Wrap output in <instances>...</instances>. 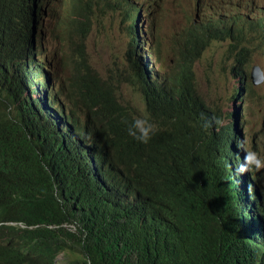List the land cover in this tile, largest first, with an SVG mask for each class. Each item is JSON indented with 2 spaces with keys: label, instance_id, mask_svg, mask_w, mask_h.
Returning <instances> with one entry per match:
<instances>
[{
  "label": "clouds",
  "instance_id": "obj_1",
  "mask_svg": "<svg viewBox=\"0 0 264 264\" xmlns=\"http://www.w3.org/2000/svg\"><path fill=\"white\" fill-rule=\"evenodd\" d=\"M169 1L176 6L184 20L183 25L169 36L171 41L181 36L180 42L172 43L175 51L172 56L157 49L158 36L162 44L168 37L169 13L166 6ZM60 4L61 0H0V120L6 112L20 117H27L33 112L47 115L51 123V135L56 138V157L60 166V171L52 174L51 186L64 201L74 193L93 192L97 195L98 192L91 189L90 185H95L100 192L104 188L110 189L114 180L121 175L122 164L115 155V148L122 141L109 139L108 126L98 124V106L90 99H79L71 112L45 110L50 99L55 105L72 107L63 90L66 88L77 91L80 76L99 77L85 63L86 42L92 28L91 11L86 4L78 17L69 19L65 25L70 34L69 41L81 61V71L75 84L67 85L64 82V59L58 47L60 32H49V23L57 19ZM104 7L110 9L114 27L125 25L128 34L129 47L122 65L124 80L131 88L137 87L144 95L142 101L146 118L143 121L136 120L137 129L123 141L135 143L143 140L140 132L144 133L149 119L146 104L154 110L156 96L168 91L170 94L163 104L169 109L159 131L166 134L170 142L175 141L178 132L176 120L180 111L188 116L192 126L198 131L200 140L227 129H230L234 140L233 124L238 117L245 118V152H241L235 143L234 156L227 158V167L237 185L239 198L243 196L237 179L239 174L243 176L252 171L262 178L256 182L264 187V157L257 159L261 153L256 150L257 142L249 137L250 121L246 114V104L243 103L241 112L234 109L228 114L231 118L229 125H221L220 113L206 102L199 91L196 74V66L204 53L214 44H225L229 58L227 57L228 62L223 63V67L234 77L242 79L233 88L228 101L232 103L236 100L239 106L247 95H256L254 83L250 81L254 75L260 82L264 77L257 67H254L252 73L246 71L248 61L242 57V52L245 51L244 43L249 39L256 40V48L264 52V0H105ZM48 10H52V13L43 18L41 14ZM146 12L153 29L152 34L147 31L146 23L142 20ZM40 18L46 24L45 28L31 29V24L32 28L37 27L35 22ZM189 39L195 42L196 54L192 57L191 64L181 66L173 56L184 52L183 45ZM139 48L146 52L139 54ZM149 62L155 67L149 68ZM99 78L106 82L112 94L118 98L119 92L113 82ZM57 84L62 85L63 90L57 95H50L48 89L51 90ZM257 98L263 113L264 99ZM263 128L264 124L260 126V134ZM49 139L50 137L43 138L32 126H23L6 141L0 138V238H7L0 240V264H77L64 252L49 253L40 245V238L27 227L33 216L31 209L38 210L41 202L33 188L27 190L20 184H29L31 176L37 172L44 145ZM160 147L157 145L158 149ZM162 150L165 153L169 151L164 148ZM101 153L104 155L102 158ZM104 158H109L108 166L114 168V171L99 163L98 160ZM178 165L188 166L182 160ZM245 166L247 168L244 169ZM125 177L126 175H122L119 181ZM66 180L68 183L65 185ZM178 190L180 188L175 189ZM143 198L145 206L138 203L139 197H133L111 210H102L95 200L92 204L77 209L73 217L83 213L115 212L128 219L133 214L146 219L149 204L148 199ZM73 224L76 226L74 222ZM71 230L76 229L72 227ZM4 243L9 246L4 248ZM8 251L11 253L7 254ZM240 262L238 252L233 257L232 264Z\"/></svg>",
  "mask_w": 264,
  "mask_h": 264
},
{
  "label": "trees",
  "instance_id": "obj_2",
  "mask_svg": "<svg viewBox=\"0 0 264 264\" xmlns=\"http://www.w3.org/2000/svg\"><path fill=\"white\" fill-rule=\"evenodd\" d=\"M47 13L42 14L43 18ZM45 26L42 22L40 27L33 29ZM183 48V53L173 56L181 66L191 64L196 54L192 39L185 42ZM157 49L171 56L175 53L159 41V36ZM78 81L77 91L63 90L60 84L48 89L50 95L63 90L72 107L55 105L50 99L45 110L71 112L77 105L76 93L79 99L87 98L97 104L98 124L108 126L110 140L122 141L115 148L122 171L110 189L100 192L95 185H90L97 195L74 193L61 200L51 186L52 174L60 171V166L56 138L51 135L47 115L33 112L20 117L6 112L0 120L2 140H8L23 126L35 127L43 138L50 137L44 145L37 172L31 176L29 184H20L27 190L33 188L40 197L41 204L38 210L31 209L33 216L27 227L40 238L44 249L51 254L64 252L77 264H232L238 252L240 264H264V225L249 227V223L264 219V187L256 182L262 178L252 171L243 176L239 174L237 179L243 193L239 198L226 163L228 157L234 156L235 143L245 152V118L233 124L235 142L230 129L200 140L188 116L180 111L176 120L178 132L175 141L170 142L167 135L159 131L169 109L163 104L170 94L165 91L156 96L154 110L146 104L149 119L144 133L140 132L143 140L123 141L137 129L133 112L119 102L99 77L80 76ZM132 89L144 98L137 87ZM157 145L161 147L158 149ZM162 148L169 151L165 153ZM180 160L188 166H179ZM98 161L114 171L108 166L109 158ZM122 175L126 177L119 181ZM67 183L64 181L65 185ZM176 188L180 190L175 191ZM133 197H139L140 204H146L143 197L148 199L152 217L145 219L133 214L128 219L115 212L83 213L73 217L77 209L95 200L102 210H111ZM257 197H262L261 202ZM72 227L76 230H71ZM5 239L6 236L0 238ZM8 246V243L3 245L4 248Z\"/></svg>",
  "mask_w": 264,
  "mask_h": 264
},
{
  "label": "rangeland",
  "instance_id": "obj_3",
  "mask_svg": "<svg viewBox=\"0 0 264 264\" xmlns=\"http://www.w3.org/2000/svg\"><path fill=\"white\" fill-rule=\"evenodd\" d=\"M104 2L105 0H61L58 17L49 23V32L51 33L52 30H59L60 32L58 40L60 45L58 47L64 59L62 78L67 85H73L80 75L81 61L69 41L70 34L65 25L69 19L77 18L80 10L88 4L91 11L92 28L86 42L85 63L99 77L112 81L119 92V102L133 112L135 120L143 121L146 118V113L142 98L138 92L129 86L122 75L124 56L129 47L128 34L125 25L114 27L110 9L104 7ZM166 8L169 13L167 20L168 37L165 39L164 45L167 49H171L172 43L176 44L181 41V36L173 38L172 41L169 36L177 27L183 25L184 20L171 1ZM256 45V40H247L244 43L245 51L242 52V57L248 61L247 72L252 73L254 67H257L264 77V52H260ZM227 49L225 44H214L204 53L196 66L199 91L206 102L220 113L221 125H229L231 118L228 117V114L234 109H237L238 113L241 112L243 103L246 104V114L250 121L248 126L249 137L257 142L256 150L261 153L257 157L259 159L264 157V128L262 133H259L260 126L264 124V112H261L263 108L260 107L257 97L264 99V80L260 82L254 75L250 82L254 83L256 95L254 97L247 95L239 106H237L236 100V102L230 103L228 97L242 79L234 77L227 68L223 67V63H227L229 58ZM78 100L79 97L76 93L74 101ZM50 241L56 244L54 240L51 239Z\"/></svg>",
  "mask_w": 264,
  "mask_h": 264
},
{
  "label": "bare ground",
  "instance_id": "obj_4",
  "mask_svg": "<svg viewBox=\"0 0 264 264\" xmlns=\"http://www.w3.org/2000/svg\"><path fill=\"white\" fill-rule=\"evenodd\" d=\"M139 5V3H137V5L136 6H138ZM52 13V10H48V13H47V15H46V17L47 16H49L50 14ZM147 13V12H146ZM146 13L143 15V17H144V19H142L145 23H146V25H145V27H146V29H147V31L150 33V34H152L153 33V29H151L152 28V26H151V23L148 21V19L149 18H146V17H148V16H146ZM42 15V14H41ZM36 25L37 26H41V24H42V21H41V18L40 19H37L36 20ZM31 29H33L32 28V24H31ZM146 45H149V42H146ZM137 51L138 52H140V53H142V54H144L146 51L144 50V49H142V48H139V49H137ZM148 65H149V68H154L155 67V65L151 62H149L148 63ZM258 84V83H257ZM241 117H238V120L240 119ZM240 121H238V123H239ZM239 148V147H238ZM258 198V199H257ZM256 198V200H260V201H258V202H261V199H262V197H257ZM249 202H252V199L249 201ZM139 203V202H138ZM140 204V203H139ZM141 206H145L146 204H140ZM251 207V206H250ZM251 209H252V207H251ZM148 216L149 217H152V215L149 213L148 214ZM256 224V225H255ZM262 225H264V219L263 220H261V222H256V223H249V227H251V228H253V227H259L260 228V226H262ZM58 264V263H57Z\"/></svg>",
  "mask_w": 264,
  "mask_h": 264
}]
</instances>
